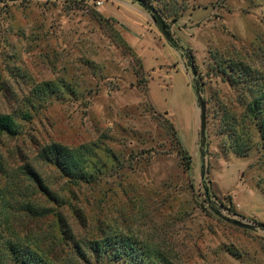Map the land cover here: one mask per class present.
I'll list each match as a JSON object with an SVG mask.
<instances>
[{"label":"rangeland","instance_id":"obj_1","mask_svg":"<svg viewBox=\"0 0 264 264\" xmlns=\"http://www.w3.org/2000/svg\"><path fill=\"white\" fill-rule=\"evenodd\" d=\"M143 3L168 37L135 0H0V114L17 125L0 137V264L12 243L99 264L59 217L78 237L105 230L177 264H264L262 116L248 106L264 84V0ZM54 144L83 153L85 182L45 161Z\"/></svg>","mask_w":264,"mask_h":264},{"label":"trees","instance_id":"obj_2","mask_svg":"<svg viewBox=\"0 0 264 264\" xmlns=\"http://www.w3.org/2000/svg\"><path fill=\"white\" fill-rule=\"evenodd\" d=\"M144 4V0H138ZM124 43V42H122ZM120 43V45H123ZM259 80H256L254 87L258 86ZM231 83V82H230ZM195 94L199 88L192 85ZM251 115L254 117L262 116L258 131L260 138L264 139V84L258 86V95L254 101L248 105ZM17 134V125L9 115L0 114V137L2 135L15 136ZM43 158L65 178L70 181L83 183L87 180L89 173L86 167V158L82 152L74 151L61 145H51L43 149ZM238 153H243V150ZM181 161L185 168L189 170L190 161L184 150H180ZM28 175L36 184V186L45 194H49L48 188L43 181L35 174L32 169L28 170ZM60 228L65 235V241L70 242L76 250V254L82 259H93L99 264L117 263L121 259H125L127 264H177L175 256L166 254L165 251L158 247L149 246L150 253L138 255L136 251V242L131 239L117 237V234L105 230H99L94 235L78 237L70 225L59 217ZM264 227V225H261ZM152 244V243H150ZM3 253V259L11 260L13 264H55L46 255H38L29 247H22L16 243H12ZM175 260V261H174Z\"/></svg>","mask_w":264,"mask_h":264},{"label":"water","instance_id":"obj_3","mask_svg":"<svg viewBox=\"0 0 264 264\" xmlns=\"http://www.w3.org/2000/svg\"><path fill=\"white\" fill-rule=\"evenodd\" d=\"M136 2H139L138 0H135ZM142 7L146 8L147 10H149L152 13V19L154 22H158L161 25V29L162 32L164 33V35L166 37H168L167 34V26L162 22V19L157 15V13L155 12V10L150 7V6H146L145 4H141ZM194 73V72H193ZM199 106H200V139H201V147L203 148L205 146V142H206V104L205 102H203L202 100H199ZM236 225L247 229V230H251L254 231L255 228L253 226H250L248 224L245 223H241V222H236Z\"/></svg>","mask_w":264,"mask_h":264}]
</instances>
